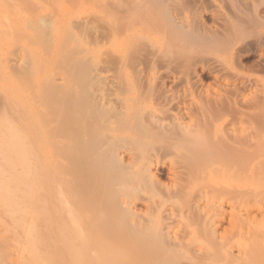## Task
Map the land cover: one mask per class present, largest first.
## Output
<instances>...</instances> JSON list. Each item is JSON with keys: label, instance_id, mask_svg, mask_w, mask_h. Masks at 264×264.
Here are the masks:
<instances>
[{"label": "rangeland", "instance_id": "obj_1", "mask_svg": "<svg viewBox=\"0 0 264 264\" xmlns=\"http://www.w3.org/2000/svg\"><path fill=\"white\" fill-rule=\"evenodd\" d=\"M78 105L93 109L90 119ZM138 108L198 129L222 125L246 152L257 142L263 171L264 0H0V264H264V171L240 182L250 258L234 246L238 258L227 261L232 208L198 215L209 181L188 179L173 153L145 139ZM216 175L233 186L227 193L239 183Z\"/></svg>", "mask_w": 264, "mask_h": 264}, {"label": "bare ground", "instance_id": "obj_2", "mask_svg": "<svg viewBox=\"0 0 264 264\" xmlns=\"http://www.w3.org/2000/svg\"><path fill=\"white\" fill-rule=\"evenodd\" d=\"M104 91V90H103ZM105 92H107V90H105ZM102 94V93H101ZM106 94V93H105ZM107 95V94H106ZM106 95L104 96V94L102 95V96H100V98H99V102H101V103H103L104 102V104H105V101H106V99H107V97H106ZM109 96L110 95H108V98H109ZM106 97V98H105ZM212 98V97H211ZM210 97H209V100H212V102L214 103V102H219V101H221L223 98H224V95L223 94H221V93H218L217 95H215V96H213V98L211 99ZM100 99H101V101H100ZM94 100V99H93ZM112 100V99H111ZM84 101V100H83ZM98 101V99L96 98V102ZM110 102V101H109ZM109 102H107V103H109ZM80 104L82 103L83 104V102L82 101H80L79 102ZM88 102H86V104H87ZM89 103L91 104V102H90V100H89ZM106 103V104H107ZM81 104V105H82ZM105 104V106H102L100 109L101 110H103V108L104 107H107V105ZM79 107H81L80 109H82V106H79L78 105V109H79ZM91 107H92V105H91ZM111 107V106H110ZM109 107V108H110ZM113 107V106H112ZM90 108V107H89ZM88 108V109H89ZM94 108V107H93ZM114 108V107H113ZM78 109L76 110V111H78ZM79 109V110H80ZM84 110H86L87 109V107H85V108H83ZM87 109V110H88ZM95 109H96V107H95ZM99 109V108H98ZM98 109H96V111L98 110ZM108 109V108H107ZM139 110L141 109V108H138ZM148 109V108H147ZM86 110V111H87ZM92 110L93 109H90V111L88 110L87 112H92ZM112 110V109H111ZM117 110V109H116ZM142 110V109H141ZM140 110V111H141ZM157 110V109H156ZM98 111H100V110H98ZM97 111V112H98ZM107 111V110H106ZM114 111V110H113ZM127 111V110H126ZM133 111V110H132ZM139 111V112H140ZM85 111H83V113H84ZM87 112H86V114H87ZM72 113H73V111H72ZM79 113H82L81 112V110L78 112V114ZM82 113V114H83ZM93 114H94V111L92 112ZM92 113H90V115L88 114V115H86L85 113V115L87 116V118H89L90 116H92L93 114ZM100 113H102V111L101 112H99V115H100ZM103 113H104V111H103ZM102 113V115L104 116V114ZM108 113H110V110H109V112ZM116 113V112H115ZM115 113H112L111 112V114H113V116H114V114ZM127 113V112H126ZM138 112H136V116L139 114V116H137V117H135V118H141L142 117V119H141V122L139 123V125L141 126V128H142V132H144V134H145V139L147 140H149V141H152V142H155V143H160L161 145H162V147H164V148H161L163 151H164V149H166L167 151H169V152H171V153H173L174 155H175V157L177 158V161L178 162H180L181 164H182V166H180V170L182 171L183 169V173H185V175L186 176H188L187 178L188 179H194L195 181H196V183H197V180L196 179H199L198 180V182L201 180V182H199V184H203V186L209 181H211L210 183L208 182L207 184H209L208 185V187H207V185H205V187H204V189L206 188H209L208 190L210 191V193H209V191H200L203 187H201V185H199V187H201L200 188V190L198 189V193H197V197H199V201L197 200L196 201V203H195V206L193 207V208H196V210H198V211H196V212H198V215L200 216V217H204V218H202V219H205V215H208L209 213H208V211L209 212H211V206H213V209H215L214 211H215V213H216V211H219L217 214L218 215H220V213H223V214H226L227 212H229L228 211V208H229V206L232 208V210H231V208H229L231 211L229 212V213H231L230 215H231V223L233 222L234 223V226H233V228H232V230L231 231H233V232H230V233H232L231 235H235L236 234V232H237V234L234 236V242H233V240H230L231 238L233 239V237L231 236V238L229 237V235H227L230 239V241H228L225 245L227 246V245H229V248H228V246H227V248H226V246H225V248H224V250L226 251V252H224V250H222V252H223V255L222 256H224V257H226V258H228V260L227 261H229V257H231V259L233 258L232 256H234V257H237V255L238 254H235L234 252V250H235V248L236 249H238L237 250V252H239V258L238 259H242V258H245V256L243 257V252L245 251H243V249H245V248H243V246H245V245H243V243L241 242V237H240V233H241V230H243L242 229V226L243 225H245V223H247L248 221H247V217L245 216V213H244V209H245V205L241 202V199L243 200V194L245 193L244 191H243V189H244V187H243V185L240 183V182H242V179H243V182L242 183H244V178H243V176L244 177H246V175H245V173L247 174V173H249L248 175H252V172H254L255 171V173H256V170L258 171L259 169L261 170V168H262V166H260L259 164H260V162L258 161V158H259V156H260V145L257 143V142H252V143H249V147H250V150H249V148H246V149H248L247 150V152L243 149L245 146V144L242 142V141H240V140H238L237 139V135H235V136H228V135H226V134H228V133H224V131L223 130H221V128H222V125H221V128L220 129H218V127L217 126H220V125H217L216 124V127H215V129L213 130V131H209V130H206V129H201V126H199L200 127V129H198L197 127L195 128V126H193L192 124H190V123H187V122H184V121H182V122H169V121H166V118L164 119L163 117H162V114H161V112H160V114H161V117L157 114V112L156 111H153V110H149L148 109V111L146 110V112L144 111L143 112V110H142V112H141V114L140 113H138ZM143 113V114H142ZM78 114L76 115V116H78ZM110 114V115H111ZM124 114H125V112H124ZM130 114V113H129ZM80 115V114H79ZM98 114H96L95 116H97ZM101 115V116H102ZM105 115H107V114H105ZM126 115V114H125ZM132 115H133V113H132ZM112 116V117H113ZM131 116V115H130ZM129 116V117H130ZM79 118H81V117H79ZM83 118V117H82ZM92 118H94V117H92ZM91 118V119H92ZM111 117L109 116V119H110ZM90 119V118H89ZM97 119V118H96ZM95 119V120H96ZM105 119V118H104ZM113 119H115V117L113 118ZM218 119H220V118H218ZM70 120V122L72 123V121H71V119H69ZM81 120V119H80ZM111 121H112V119H110ZM110 120H109V122H110ZM123 120V119H122ZM128 120H131V121H133L131 118L130 119H127V123H128ZM136 120V119H135ZM139 120V119H138ZM97 121V122H96ZM95 122L96 123H98V120H96ZM105 121H106V119H105ZM105 121H103V122H105ZM113 121H116V120H113ZM69 122V126H71L70 123ZM73 122H75V121H73ZM82 122V121H81ZM84 122V121H83ZM109 122H107V124L106 125H108V126H111L110 124H109ZM124 122V121H123ZM106 123V122H105ZM73 124V123H72ZM132 124H134L135 125V123H131L130 125H132ZM88 125V124H87ZM100 126L102 125V123L101 124H99ZM104 125V124H103ZM105 125V126H106ZM139 125H138V127H139ZM107 126V127H108ZM210 126L211 125H208V128H210ZM106 127V128H107ZM112 127V126H111ZM111 127H109L110 129H113V127L111 128ZM71 128V127H70ZM212 128V127H211ZM210 128V129H211ZM73 129V128H72ZM133 129H134V127H133ZM135 129H137V128H135ZM88 130H89V128H88ZM91 131V130H90ZM139 131V130H138ZM137 131V132H138ZM223 131V132H222ZM71 133V132H70ZM91 133H92V131H91ZM72 134H74V132H72ZM108 134V133H107ZM111 134V133H110ZM231 134V133H230ZM95 135H97V134H95ZM112 135V134H111ZM139 135V134H138ZM138 135H137V137H138ZM71 136V135H70ZM148 137V138H147ZM71 138H73V135H72V137ZM82 138V137H81ZM101 138V137H100ZM78 139H79V137H78ZM83 139V138H82ZM81 139V140H82ZM103 139H104V137H103ZM119 139H120V137H119ZM74 140V139H73ZM116 140L118 141V138H116ZM71 141H72V139H71ZM77 141H79V140H77ZM83 141H84V139H83ZM113 142L115 141L114 139L112 140ZM111 141V143H110V141L109 142H107L106 144V147H109L110 145H113L114 144V146L116 145L117 146V144H115V143H113ZM73 142V141H72ZM71 142V143H72ZM87 142V141H86ZM119 142V141H118ZM121 142V141H120ZM135 142H137V141H135ZM135 142H134V144H135ZM140 142H142V141H140ZM70 143V144H71ZM81 143H83V144H86L85 142H81ZM144 143V142H143ZM155 143H153V144H155ZM82 144V145H83ZM120 144V143H119ZM121 144H122V142H121ZM145 144H147V143H145ZM73 145V144H72ZM247 145V144H246ZM113 146V147H114ZM160 146V145H159ZM158 146V147H159ZM242 146H244V147H242ZM80 147H82L81 149L83 150V148H84V150H87V146H86V148L84 147V145L83 146H80ZM123 146H120V148H119V151H120V149L122 148ZM158 147H156V148H158ZM99 148L101 149L102 147H100L99 146ZM99 148H98V150H99ZM110 148H112V146H110ZM110 148L108 149V150H110ZM125 148H127V146L125 147ZM105 149V148H104ZM104 149H101L102 150V152L99 150L98 151V153H102L101 155H103V151H104ZM130 150H131V147L129 148ZM153 149H154V147H153ZM161 149H160V151H161ZM112 150V151H111ZM110 150V152H114L113 150H116V149H114V148H112ZM125 150V149H124ZM127 150V149H126ZM159 150V149H158ZM165 150V151H166ZM119 151H115V153H116V155H114L113 156V158L115 159V161L117 162V159L115 158V156H117V155H121V154H119V153H121V152H119ZM128 151V150H127ZM141 151V150H140ZM114 153V154H115ZM125 153V152H124ZM124 153H122V154H124ZM144 153V152H143ZM105 154H106V152L104 153V155L103 156H105ZM130 156H131V154H129ZM128 155V156H129ZM150 155V154H149ZM259 155V156H258ZM125 156V155H124ZM123 155H122V157H124ZM108 157V156H107ZM117 158L119 159V162H120V160L121 161H123L122 160V158L120 159V156H117ZM138 158V157H137ZM143 158V157H142ZM103 159H106V158H103ZM124 159V158H123ZM145 160V159H144ZM108 162V161H107ZM116 162H112L113 164L115 163V164H118V163H116ZM146 162V161H145ZM154 162V161H153ZM177 162V163H178ZM111 163V162H110ZM109 164L108 166H114L113 164ZM149 163V162H148ZM147 163V164H148ZM141 164V163H140ZM179 164V163H178ZM101 165V166H100ZM100 167H103L104 168V166H102V164L100 163ZM104 165V164H103ZM143 165V164H142ZM258 165H259V168H258ZM115 167V166H114ZM116 167H117V165H116ZM122 167V166H121ZM178 167V166H177ZM261 167V168H260ZM98 168V167H97ZM131 168V167H130ZM143 168V167H142ZM181 168H183V169H181ZM256 168V170H254ZM258 168V169H257ZM124 169V168H123ZM179 169H177L176 168V170H179ZM254 170V171H252L251 173L250 172H248V171H251V170ZM121 170V169H120ZM128 170V169H127ZM144 170V172L146 171L145 170V168L143 169ZM142 170V171H143ZM179 170V171H180ZM260 170L258 171V172H260ZM125 171V170H124ZM138 171V170H137ZM262 171V170H261ZM264 171V170H263ZM262 171V172H263ZM99 172V171H98ZM121 173H122V171H120ZM128 172V171H127ZM130 172V171H129ZM128 172V173H129ZM139 172V171H138ZM140 172H141V170H140ZM144 172H142L143 173V175H145L144 174ZM262 172H260V173H258V175L259 174H261ZM124 173H126V172H124ZM133 173V172H132ZM132 173L130 174V175H132ZM141 173V174H142ZM147 173V172H146ZM183 173H182V175H183ZM127 174V173H126ZM125 174V176L127 177L128 176V174L126 175ZM135 173H133V176L135 177L136 176V174H139V173H136L135 175H134ZM217 174V175H216ZM264 174V173H263ZM143 175L141 176V177H143ZM176 175V174H175ZM215 175L216 176H219L220 175V177L221 176H223L224 178L226 177V178H230V177H235L237 180H238V184H236V187H234L233 188V190H232V192H230V193H232V194H234V197L236 196L238 199V202L236 201V203H237V205L236 206H234V207H232L233 205H229V199H232L231 198V195H228V194H230V193H227L228 192V189H229V187H227V186H229V185H227V183H218V182H214L213 183V181H212V179L215 177ZM116 176H118V174L116 175ZM124 176V177H125ZM151 176V175H150ZM177 176H180L179 174H177ZM260 176H262V175H260ZM94 177V176H93ZM95 177H97V176H95ZM124 177H122V178H124ZM130 176H128V178H126V179H129L128 180V182L130 183V181L133 179L132 177L131 178H129ZM146 178H147V176H145ZM174 177H176V176H174ZM263 177V176H262ZM91 178H92V176H91ZM100 178V177H99ZM98 178V179H99ZM113 178V177H112ZM139 178V177H138ZM150 178V177H149ZM178 178V177H177ZM186 178V179H187ZM247 178H248V176H247ZM250 178V177H249ZM94 179V178H93ZM95 179H97V178H95ZM101 179V178H100ZM131 179V180H130ZM206 179V180H205ZM218 179V178H217ZM217 179H214V180H217ZM117 180H120V179H117ZM151 182H152V180L151 179H149ZM149 180H147V181H149ZM193 180V181H194ZM110 181V180H109ZM109 181L107 182L108 183V185H111V186H113V187H115V185L112 183L113 182V180H112V182L110 181V183H109ZM121 181V180H120ZM123 181V180H122ZM121 181V182H122ZM132 181H134V180H132ZM131 181V183H133ZM143 181H145L144 179H143ZM142 181V182H143ZM147 181H145V184H146V182ZM187 181V180H186ZM194 181V182H195ZM205 181H207V182H205ZM218 181V180H217ZM223 181V180H222ZM95 182H96V180H95ZM98 182V181H97ZM103 182V181H102ZM121 182H120V184H121ZM227 182V181H226ZM117 183V182H116ZM148 183V182H147ZM150 183V182H149ZM148 183V184H149ZM205 183V184H204ZM103 184H105V183H103ZM117 184H119V183H117ZM116 184V185H117ZM119 184V185H120ZM144 184V183H143ZM144 184V185H145ZM152 186H153V183H150ZM100 185L101 184H99V187H100ZM122 185V184H121ZM120 185V186H121ZM135 185V184H134ZM139 185V184H138ZM150 185V186H151ZM187 185V184H186ZM230 185H231V183H230ZM119 186V187H120ZM149 185H147V187H148ZM190 186H191V184H190ZM197 186H198V184H197ZM104 187H105V185H104ZM123 187H125V185L123 186ZM145 187V186H144ZM189 187V186H188ZM193 187V186H192ZM231 187H233L232 185L230 186V191H231ZM92 188V187H91ZM95 188V187H94ZM102 188V187H101ZM100 188V189H101ZM120 188H122V187H120ZM153 188V187H152ZM93 189V188H92ZM97 189V188H96ZM125 189V188H124ZM225 189H226V193H224V191H225ZM89 190H90V192H91V189L89 188ZM88 190V191H89ZM99 190V189H98ZM117 190V189H116ZM127 190V189H126ZM196 189H193V191H195ZM94 191V190H93ZM92 191V192H93ZM96 191V190H95ZM102 191V190H101ZM100 191V192H101ZM103 191H104V189H103ZM99 192V193H100ZM109 192H110V190H109ZM116 192H118V191H116ZM120 192V191H119ZM130 192V191H129ZM196 192V191H195ZM211 192L212 193H217V194H221V197L220 196H217V197H219V198H215L214 196V194H213V196H210V195H212L211 194ZM97 193V192H96ZM95 193V194H96ZM104 193V192H103ZM108 193V192H107ZM121 193V192H120ZM127 193V192H126ZM201 193V195H199ZM215 193V194H216ZM101 194V193H100ZM110 194V193H109ZM129 194V193H128ZM227 194V195H226ZM108 195V194H107ZM111 195V194H110ZM113 195V194H112ZM111 195V197L113 198L114 196H112ZM121 195V194H120ZM92 196V195H91ZM109 196V195H108ZM119 196V195H118ZM224 196H226L225 198H223ZM228 196V197H227ZM233 196V195H232ZM98 197V196H97ZM105 197H106V195H105ZM195 197V196H194ZM235 197V198H236ZM108 198V197H107ZM227 198H229V199H227ZM234 198V199H235ZM99 200V199H98ZM97 200V201H98ZM121 200V199H120ZM96 201V202H97ZM210 201H211V203H210ZM99 202V201H98ZM109 202V201H108ZM119 202V201H118ZM121 202V201H120ZM208 202L211 204H208ZM100 204H101V202H99ZM123 203V202H122ZM233 204V203H232ZM242 204H243V206H242ZM110 205V204H109ZM108 205V206H109ZM112 205V204H111ZM110 205V206H111ZM192 205V204H191ZM103 206V205H102ZM113 206V205H112ZM115 207V206H114ZM122 207H123V205H122ZM209 207H210V209H209ZM101 208H103V207H101ZM113 208V207H112ZM124 208V207H123ZM126 208V207H125ZM124 208V210H126ZM122 209V208H121ZM209 209V210H208ZM212 209V210H213ZM264 209V208H263ZM116 210V209H115ZM114 210V211H115ZM118 210H119V208H118ZM128 210V209H127ZM249 210V209H248ZM247 210V211H248ZM111 211V210H110ZM214 211H213V213H214ZM112 212V211H111ZM246 212V211H245ZM197 214V213H196ZM211 214V213H210ZM208 216H211V215H208ZM213 216L215 217V215L213 214ZM199 217V218H200ZM216 217H217V215H216ZM215 217V218H216ZM225 217V216H224ZM197 218V217H196ZM210 218V217H209ZM172 219V218H171ZM190 219H192V218H189V220ZM207 219H208V217H207ZM130 220H131V218H130ZM133 220H134V218H133ZM199 220V219H198ZM197 220V221H198ZM206 220V219H205ZM212 220H213V218H212ZM136 221V220H135ZM195 221V220H194ZM203 221V220H202ZM207 221V220H206ZM210 221V219H208V222ZM190 222V221H189ZM207 222V223H208ZM216 222V221H215ZM214 222V223H215ZM222 222V221H221ZM193 223H195V222H193ZM211 223H213V222H211ZM140 224V223H139ZM192 224V223H191ZM198 224L200 225L201 223L199 222V223H197V226H198ZM209 224V223H208ZM216 224H217V222H216ZM215 224V225H216ZM141 225V224H140ZM203 225H206V224H202L201 226H203ZM233 225V224H232ZM139 226V225H138ZM170 226V225H169ZM207 227V226H206ZM208 227H210V226H208ZM215 227V226H214ZM214 227H213V229H214ZM172 228V227H171ZM197 228V227H196ZM201 229L203 228V227H200ZM136 229V228H135ZM211 230H213L212 228H210ZM209 229V230H210ZM216 229H217V226H216V228H215V231H216ZM144 230V229H143ZM197 230V232H198V228L196 229ZM202 230H204V228L202 229ZM209 231V232H207L208 233V235H207V237L209 236V241L212 239L211 237H213L214 235L215 236H217L218 234H216V233H211L212 231ZM138 231V230H137ZM205 231H206V228H205ZM214 231V232H215ZM217 232V231H216ZM169 233H170V231H169ZM201 232H199V234H200ZM206 233V234H207ZM230 233H228V234H230ZM199 234H198V236H199ZM206 234H204V235H206ZM210 234H211V236H210ZM239 234V235H238ZM243 234V233H242ZM162 235V234H161ZM177 235H179V234H177ZM245 235V234H244ZM196 236H197V234H196ZM237 236H238V238H237ZM253 236V235H252ZM189 237V236H188ZM191 237V236H190ZM192 237H194V235L192 236ZM202 237V235L199 237V238H201ZM206 237V238H207ZM218 237V236H217ZM217 237L216 238H214L213 237V239L215 240V239H217ZM243 237V236H242ZM195 238H197V237H194L192 240L189 238V240H191L192 242H193V240L195 239ZM203 238H205V236L203 237ZM202 238V239H203ZM237 238V239H236ZM179 239V238H178ZM212 239V240H213ZM204 240V239H203ZM211 240V241H212ZM213 240V241H214ZM243 240V239H242ZM177 241H179V240H177ZM197 241V240H196ZM195 241V243H198V242H196ZM211 241H210V243H211ZM221 241V240H220ZM253 241V243H254V241L256 242L255 243V245L258 243L259 245L261 244V246H262V242H263V240L261 239L260 240V238H257V237H252V239H251V242ZM241 242V243H240ZM202 243V242H201ZM200 243V244H201ZM213 243V242H212ZM194 244V243H193ZM199 244V243H198ZM198 244H197V246H198ZM223 244V243H222ZM234 244V245H233ZM242 244V245H241ZM205 245V244H204ZM213 245V244H212ZM233 245V246H232ZM200 246V245H199ZM234 246H236L235 248H234ZM202 247V246H201ZM203 247H205V246H203ZM234 248V250H231L230 248ZM104 248H105V246H104ZM113 248V247H112ZM221 248V247H220ZM232 248V249H233ZM106 249V248H105ZM108 249V248H107ZM106 249V250H107ZM218 249V248H217ZM230 249V250H229ZM209 250L210 251H212L211 250V248H209ZM104 251V250H103ZM115 251H116V249H115ZM207 251V250H206ZM209 251V253L211 254V252ZM214 251V250H213ZM102 252V251H101ZM215 252V251H214ZM220 252H221V250H220ZM203 253V252H202ZM213 253V252H212ZM105 254V253H104ZM118 253H116L114 256H116ZM216 254H217V252H216ZM101 255H102V253H101ZM111 255V254H110ZM208 256H206V258H207ZM215 257V256H214ZM221 257V256H220ZM247 258H245L246 260H249V258H250V256H246ZM107 257H105L104 259V263H106L108 260L106 259ZM111 258V257H110ZM112 258L114 259L115 257H113L112 256ZM119 258V257H118ZM222 258L223 257H221V260H222ZM236 258V259H237ZM117 259V257L115 258V260ZM211 259V258H210ZM218 259H220V258H218ZM235 259V258H234ZM233 259V260H234ZM235 259V260H236ZM107 260V261H106ZM111 260V259H110ZM114 260V261H115ZM226 260V259H225ZM234 260V261H235ZM243 260V259H242ZM251 260V259H250ZM250 260L249 261H246V262H244V264L246 263L247 264V262L249 263V264H253V262H254V259H253V262H252V260H251V262H250ZM101 261H103V260H101ZM101 261H100V263H101ZM119 261V260H118ZM123 261H124V259H123ZM199 263H200V260H197ZM203 261V260H202ZM207 261V260H206ZM210 261V260H209ZM208 261V262H209ZM109 262V261H108ZM112 262V261H111ZM211 262V261H210ZM236 262H238L239 263V261L237 260ZM103 263V264H104ZM117 263V262H116ZM124 263V262H123ZM201 264V263H200ZM205 264V263H204ZM211 264V263H210Z\"/></svg>", "mask_w": 264, "mask_h": 264}]
</instances>
